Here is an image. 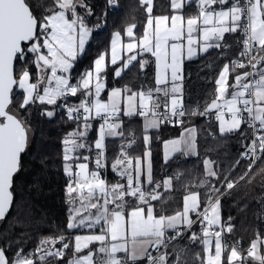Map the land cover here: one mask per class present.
I'll return each mask as SVG.
<instances>
[{"label": "snow or ice", "instance_id": "6c2138e0", "mask_svg": "<svg viewBox=\"0 0 264 264\" xmlns=\"http://www.w3.org/2000/svg\"><path fill=\"white\" fill-rule=\"evenodd\" d=\"M193 2L169 0L170 10L180 13ZM195 2L198 14L185 18L182 14L153 16V0H140L146 13L143 35L138 39L135 36L136 24L126 28L125 35L130 42L123 45V49L133 54L125 58L117 48L121 33L115 32L110 42V64L117 65L121 61V66L113 73L119 78L137 62L140 53L149 52L155 58L156 86H142L139 91L127 86L113 88L105 100L101 94L106 89V76L102 74L108 66L107 53L99 54L93 66L80 73L73 82L72 70L85 52L92 31L85 21L94 13L86 0H54L53 7L40 16L34 14L29 0H0V221L13 206L14 179L22 169L21 154L29 146L27 122L18 111L12 110L15 86L22 94L20 110L27 112L32 105L46 104L53 108L45 109L41 115L54 118L56 110L63 108L67 119L77 123V128L68 132L62 141L63 171L68 179L66 203L70 206L67 228H99L100 231L99 234L75 235L73 258L67 264H97V259L98 264H136L145 259L148 264H169L170 259L173 264H180L179 253L175 250L169 253L167 249L184 235L181 225L190 230L197 222L201 224L202 236L192 232L189 239L192 242L199 240L203 245L207 256L202 264H224L222 256L225 253H228L226 264H242L245 259L264 264V255L257 251L258 245L264 249L259 238L251 242L247 257L238 252L239 242L230 248L223 242L222 233H231L233 228L231 217L227 222L220 219L223 193L219 188L209 187L202 212L199 211L200 193L189 192L183 197V210L166 215V203L159 190H171L172 177L163 181L154 179L152 137L147 134L148 130L158 129L162 123L183 128L189 116H207L214 111L221 135L240 130L242 124L252 128L251 143L245 145L246 150L241 154L242 159L253 158L249 171L264 154V67H258L264 64V55L258 59L251 55L253 50L264 51V0ZM106 3L109 8L118 7L117 0H106ZM78 9H83V13ZM102 15L106 18L107 13ZM237 32L243 34V50L239 55L248 57V64L232 61L231 70L229 64H225L215 81L217 95L211 103L203 111L198 108L186 111L182 89L184 60L198 55L197 45H200L199 53L228 47L220 41L226 33ZM138 63L143 70L149 61L140 59ZM245 67H251L252 71L236 74L234 82L229 84L230 74ZM78 94L82 97L79 102L69 104V98ZM225 109L230 119H225ZM121 115L144 118L142 141L145 151L143 157L137 156L134 160L129 157L127 149L136 143L132 133L129 142L120 145V152L110 165L119 180L109 183L101 175L108 167L106 138L124 136ZM97 119L100 121L98 135L90 142L92 122ZM196 132L194 126L184 128L179 139L164 142V163L176 154L185 159L198 155ZM81 149L94 155H80ZM80 160L84 162H78ZM74 161H77L75 171ZM89 161L94 163V168L90 169ZM214 163L203 160L205 179L199 186H208V178L216 177L217 182L226 184L227 190L233 189L234 183L226 176L220 180ZM239 163L237 160L233 167ZM153 202L160 206L156 207ZM189 213H194L197 219H191ZM213 227L219 230L213 233L210 231ZM169 230L174 235H167ZM66 240L64 235L42 238L35 253L25 255L24 249L20 248L11 259L7 256L9 249H0V264H37V261L46 264L49 257L63 261L71 246ZM96 242L99 247L92 250L90 245ZM57 244L61 247L56 248ZM150 249L158 255L153 256ZM85 250H88L87 254L80 255ZM120 253L123 257L118 256ZM33 255L37 260L31 258Z\"/></svg>", "mask_w": 264, "mask_h": 264}, {"label": "trees", "instance_id": "16d2710c", "mask_svg": "<svg viewBox=\"0 0 264 264\" xmlns=\"http://www.w3.org/2000/svg\"><path fill=\"white\" fill-rule=\"evenodd\" d=\"M34 14L40 16L46 14V10L54 5V0H29ZM86 3L92 8L94 15L86 19V23L95 26L92 37L85 48V52L76 61L72 70L73 82L84 70L93 66V62L99 54L107 51L112 33L114 31H124L131 24L137 25V34H141L146 23V13L140 0H119V9H109L106 0H86ZM107 15L106 18L103 13ZM169 0L166 4L156 1L153 7V13H169ZM186 15H192L194 10H190L189 5L183 9ZM99 24V27L97 25ZM241 36V37H240ZM243 34L227 33L220 41L222 45L230 44L228 48H212L207 53H202L197 57L185 61V79L183 83L184 104L188 109L193 107L203 111L217 95L215 83L218 74L226 63L232 65V61H239L237 54H240L242 47H238L237 40L241 39ZM232 48V49H231ZM230 53H229V51ZM228 52V53H227ZM240 56V55H239ZM244 58V57H242ZM241 58V59H242ZM20 66L18 65V68ZM115 65H108L106 69L107 89L114 85H122L125 81L124 76L134 74L138 71L139 79L142 70L139 63L136 62L128 71L119 78H114L113 71ZM236 75L246 72V68L237 69ZM35 73V69H32ZM147 84L151 87L155 85L154 68L147 69ZM137 81H133L132 88L137 87ZM79 95V94H78ZM73 97L72 100H76ZM22 99L20 90L14 89L13 111H18L21 118L27 122L30 129L29 146L23 153L22 169L14 179V203L6 218L1 222L0 228V249H9L7 256L11 259L18 249L23 248L25 255L32 252L39 246L42 238L67 237L66 242L71 246L66 250L63 261H58L54 257H49L46 264L66 263L71 258L73 237L79 230H69L67 224L69 221V205L66 203L65 186L68 179L63 171V144L65 135L77 128V123L68 121L60 110H56L54 118H47L41 115L45 109L51 110L53 106L32 105L27 112L19 109V102ZM60 103V101H59ZM195 104V105H194ZM186 118V123L189 121ZM193 124L197 125L200 130L207 127L215 130L214 123L210 122L204 116H192L190 118ZM93 129L89 133V141L92 142L97 137L98 122H92ZM134 130L137 137V144L131 148V154L134 157H143L145 146L142 141V133L139 124L134 120L126 119L123 123L124 134L129 130ZM216 131V130H215ZM179 126L163 125L162 129L152 134V166L155 180H162L168 175L181 172V176L173 183L171 190L164 192V201L166 203L164 214L169 215L180 211L183 208V197L186 195L185 188L194 182L199 183L205 178L203 160L211 159L215 163V169L223 181L226 176L228 180L234 183V188L226 191L220 196V219L227 222L231 217V226L233 231L230 236L241 242L243 251H248L251 242L257 238H264V154L261 159L257 160L249 171V164L252 163L251 157L242 159L241 151L246 150L245 145L251 143V129L247 124H242L240 130L231 134H217L214 138L207 133L202 132L198 135L200 149L198 155L189 157L180 162L175 156L167 164L163 160V143L165 139L178 135ZM246 137V138H245ZM120 138L107 139V156L108 164L116 157L119 149ZM80 155H94L87 150H79ZM240 163L236 164V161ZM91 168L94 163L89 161ZM106 173L108 180H114V174L111 169L103 171ZM248 175H245V173ZM241 177H244L241 179ZM213 182L221 185L220 192H224L226 184L217 182L216 177ZM191 184V185H192ZM209 189L207 186L201 187L200 200L202 210L206 203L205 193ZM155 206L159 207V204ZM195 218L196 215L193 213ZM197 222L195 228H199ZM83 231V230H80ZM201 235V234H199ZM10 246V248H9ZM170 252L176 249L180 250V264H202L203 260L199 255H203V245L198 240L194 243H188L185 239L173 243ZM179 247V248H178ZM33 257H35L33 255ZM224 264H226L227 254L223 255ZM37 260V256L35 258ZM172 259H170V262ZM37 264L41 262L37 261ZM248 264H258L250 260Z\"/></svg>", "mask_w": 264, "mask_h": 264}, {"label": "crops", "instance_id": "0c3cea01", "mask_svg": "<svg viewBox=\"0 0 264 264\" xmlns=\"http://www.w3.org/2000/svg\"><path fill=\"white\" fill-rule=\"evenodd\" d=\"M156 1H158V0H153V7H154V4L156 3ZM160 1V3H162V4H166V1L167 0H159ZM232 2V0H229V3H231ZM169 7H170V3H169ZM225 7H227V5L225 6ZM185 8V7H184ZM189 8H190V10H194L195 11V13L194 14H192V15H186V13H185V11H182V12H180V13H174V12H172V11H170L169 13H160V14H157V13H153V16H158V15H168L169 17L171 16V15H173V14H182V15H184L185 16V18H187V17H189V16H195V15H197L198 14V7H197V3L195 2V0H194V2L192 3V4H190L189 5ZM132 25V24H131ZM130 26V25H129ZM145 26H146V23H145ZM128 27V26H127ZM126 27V28H127ZM126 28H125V30H126ZM125 30L124 31H119L120 33H121V40H120V42L118 43V45H117V48H118V50H119V52H120V55L122 56V57H127L128 55H132L133 53H127L126 51H124V49H123V45H126L128 42H130L129 40H128V38L126 37V35H125ZM144 31V30H143ZM143 31L141 32V34H137V30L135 29L134 30V32H135V36L137 37V39L138 38H140V37H142V35H143ZM115 32H117V30L116 31H114L113 33H112V36H111V39H112V37H113V35H114V33ZM92 34V33H91ZM91 34H90V36H91ZM227 34V33H226ZM225 34V35H226ZM224 35V36H225ZM224 38V37H223ZM198 39H199V37H198ZM110 42H111V40H110ZM185 44H186V41H185ZM199 48H200V45H197V52H198V55H200V54H202V53H199ZM102 53H107V55H106V64L107 65H111L110 64V58H111V43L109 44V47H108V49H107V51H103ZM197 55V56H198ZM196 56V57H197ZM97 58V57H96ZM95 58V59H96ZM195 58V57H194ZM140 59H146V60H148L149 61V64H148V66L145 68V69H143L142 70V74H141V78L139 79V76H138V71L137 70H134V74H133V76L131 77V78H129L130 76H124V82L122 83V85H119V84H117V85H114V86H112V87H110L109 89H107V77H106V79L104 80V82L106 83V89H105V91L101 94L102 95V98L103 99H107V93H108V91L109 90H111V89H113V88H121V89H123L125 86H127L128 88H131L133 91H139V90H141V87L142 86H145V88L146 87H151V86H149L148 84H147V81H146V78L148 77V72H147V69L149 68V67H153L154 68V76H155V72H156V69H155V58L154 57H152V55H151V53H149V52H143V53H140L139 55H138V57H137V62L140 60ZM187 60V59H186ZM186 60H184V63H183V76H184V79H185V61ZM136 62H134V64H135ZM133 64V65H134ZM121 66V61H118V63H117V65H115V69H114V71L116 70V68L117 67H120ZM130 67H132V66H130ZM107 69V68H106ZM114 71H113V73H114ZM128 70H126V71H124L123 73H122V75L123 74H125L126 72H127ZM102 75H107L106 73L105 74H102ZM113 77H114V75H112ZM114 78H117V77H114ZM184 79H183V82H182V89H183V83H184ZM137 81V83H136V85H137V87H139L140 86V89H138V90H134L133 88H132V85H133V81ZM154 80H155V78H154ZM129 83H131V84H129ZM155 83V82H154ZM156 85H154L153 86V88L155 87ZM184 93V92H183ZM82 97L80 96V95H78L77 96V98H76V100H74L73 99V102L74 103H78L79 102V100L81 99ZM58 103H59V101H58ZM137 104H138V100H137ZM183 105H184V94H183ZM123 107H124V105H123V103L121 104V108L123 109ZM57 110H59V109H57ZM126 119H129V120H134V121H136L138 124H139V126H140V129H141V133H142V136L145 134L144 133V130H143V125H144V119H142V118H140L139 116H131V117H124L123 115H121V122H122V131H123V123H124V120H126ZM225 119H230V118H227V117H225ZM191 125H187L186 127H180V132H179V134L178 135H175V136H173V137H170V138H168V139H165L164 140V142H166V141H170V140H173V139H179L180 138V136H181V133L184 131V128H188V127H195L196 129H197V125L196 124H193V123H190ZM162 126H163V124H161L160 125V127L158 128V129H149L148 130V132H147V134L149 135V136H151V131H153V132H155V130L156 131H158V130H160V129H162ZM214 126H215V130H216V132L218 133V134H220L219 133V131H218V127H219V121H217L216 120V122H215V124H214ZM132 130V129H131ZM131 130H129V132L131 131ZM198 130V129H197ZM119 131V130H118ZM134 131V130H133ZM151 133V134H150ZM97 135H98V133H97ZM198 135H199V133H198V131L196 132V137H197V153H198V151H199V149H200V145H199V140H198ZM152 137V136H151ZM115 138H120V137H115ZM138 138V137H137ZM108 138H106V140H107ZM152 143V142H151ZM150 146H151V144H150ZM163 149H164V143H163ZM150 150H151V148H150ZM165 150V149H164ZM151 153H152V151H151ZM175 156H179L178 154H176V155H174V157ZM208 159V158H207ZM151 160H152V156H151ZM209 160H211V159H209ZM211 161H213V160H211ZM213 168H214V170H216L215 169V165L213 164ZM168 177H171L170 175H168V176H166L164 179H166V178H168ZM212 178H214V177H212ZM172 179H173V177H172ZM154 204H155V202H153ZM183 210V208L180 210V211H182ZM93 211H95V210H93ZM175 213H173V214H169V215H174ZM192 214L193 213H189V216H190V218L191 219H194V217L192 216ZM181 227H184L183 225H181L180 226V228ZM194 228H195V225L193 226ZM195 229H198V228H195ZM73 230H79L75 235H89V234H99V228H96V229H84V228H81V229H73ZM80 230H83V231H80ZM190 232L188 231L187 232V234L184 236L185 237V240L188 242V240H187V236H188V234H189ZM174 233L171 231V230H169V232L167 233V235H173ZM74 235V236H75ZM201 236H202V234H201ZM184 237L182 238V239H184ZM260 241L262 242V243H264V238H261L260 239ZM224 242V241H223ZM74 237H73V245H72V248L74 247ZM188 243H190V242H188ZM194 243V242H193ZM225 243V242H224ZM97 247H99V242H96V243H94V244H92V245H90V248L92 249V250H95ZM229 248H230V246H229ZM178 250V249H177ZM87 251L88 250H85L84 252H82V253H80V255H85V254H87ZM150 251L152 252V251H155V250H153V249H150ZM212 251H213V253H214V238H213V244H212ZM257 251L259 252V254H261V255H264V249H261V247L258 245V249H257ZM168 252L170 253V248L168 249ZM239 252V251H238ZM179 254H180V251L178 252ZM72 254H73V251H72ZM226 254H228V253H226ZM123 253H120V254H118V256H120V257H123ZM206 256H207V254L204 252L203 253V255L201 256V255H199L198 257H199V259L200 260H206ZM73 258V255L71 256V258H69V259H72ZM68 259V260H69ZM67 260V261H68ZM222 260H223V262H224V259H223V256H222ZM252 260V259H251ZM67 261H66V263H60V264H67ZM147 263V260L145 259V260H139V261H137L136 262V264H146ZM97 264H98V259H97ZM170 264H173V260L170 262ZM238 264H239V262H238Z\"/></svg>", "mask_w": 264, "mask_h": 264}, {"label": "rangeland", "instance_id": "374dc122", "mask_svg": "<svg viewBox=\"0 0 264 264\" xmlns=\"http://www.w3.org/2000/svg\"><path fill=\"white\" fill-rule=\"evenodd\" d=\"M118 3H119V0H118ZM119 7H120V5H119ZM119 7L117 8V9H119ZM109 8V7H108ZM110 9V8H109ZM117 9H115V10H117ZM78 11L79 12H81V13H83V9H78ZM85 23H86V21H85ZM87 24V26H88V28L89 29H92V31H91V33L93 32V30L95 29V27H96V25L95 26H91V25H89L88 23H86ZM91 37H92V35L91 36H89L88 37V39H87V42H86V46L88 45V42L90 41V39H91ZM243 38V37H242ZM242 38L241 39H238L237 40V42H238V44H237V46L238 47H242V49H241V51L243 50V45H242V43H241V41H242ZM228 47L230 46V44L228 43V44H226ZM86 46H85V48H86ZM228 47H226V48H228ZM225 48V49H226ZM237 56H238V62H244V59L245 58H242L241 56H239V54H237ZM242 58V59H241ZM226 64H229V62L228 63H226ZM229 67H230V70H231V68H232V65L231 64H229ZM223 69V68H222ZM221 69V70H222ZM237 72L236 73H238L239 72V70H236ZM234 76L235 75H231L230 74V76H229V84H231V83H233L234 82ZM219 77V74H218V76H217V78ZM216 78V79H217ZM222 102V101H221ZM184 108H185V110L186 111H188V112H190V111H192L193 109H196V107H193L191 110L190 109H188L186 106H185V104H184ZM192 117V116H191ZM190 117V118H191ZM225 117H227V118H230L229 116H228V114H227V110L225 109ZM188 118V117H187ZM190 118H189V121L186 123V119H185V121H184V127H186L187 125H191L190 124V122H191V120H190ZM212 121V123H214L215 124V122L216 121H214V120H211ZM98 125H99V122H98ZM197 127V126H196ZM198 129V128H197ZM212 129L213 128H211V126L210 127H208V128H205V129H202L201 131L202 132H207L210 136H212V134L211 133H215L216 134V131L215 130H213L212 131ZM198 131V133L200 134L201 132H200V130L198 129L197 130ZM130 132H134L135 133V131H133V130H131ZM130 132H128V133H126V134H124V136L120 139V141H119V149H118V153H117V155L119 154V152H120V143L121 142H123V141H126V140H128V135H129V133ZM135 135H136V133H135ZM251 136H252V132H251ZM97 138V137H96ZM251 139H252V137H251ZM106 145H107V140H106ZM135 146V145H134ZM133 146V147H134ZM132 147V148H133ZM130 151H131V148H130ZM117 155H116V157H117ZM115 157V158H116ZM115 158L110 162V164H108V162H107V165H108V167L106 168V171L108 170V168L110 169V165H111V163H113L114 161H115ZM132 158H133V160L135 159V157L134 156H132ZM80 161H83V160H80ZM75 162V161H74ZM73 162V163H74ZM89 167H90V169H92L91 168V166H90V164H89ZM94 168V167H93ZM112 172V171H111ZM113 173V172H112ZM101 175H102V177L103 178H107V181L109 182V183H115L116 182V180L118 181L119 180V178L118 177H116V176H114V180L113 181H109L108 180V177H107V175H106V173L104 172L103 173V171L101 172ZM171 176V175H170ZM179 176H181V172H178V173H176V174H173L171 177H173V179H172V186H173V183H174V181L176 180V179H178L179 178ZM205 179V178H204ZM204 179H202V180H204ZM164 179H162V180H159V181H163ZM201 180V181H202ZM156 181H158V180H156ZM200 181V182H201ZM119 182H123V181H119ZM200 182L199 183H196V182H194L192 185L191 184H189L186 188H185V192H186V194H188L189 192H199L200 191V189H201V187L199 186L200 185ZM211 185H215V187L216 188H219L220 190H221V185H217V183H215V182H213V178L211 177V178H208V186H207V188L209 189V187L211 186ZM199 190V191H198ZM209 191V190H208ZM207 191V192H208ZM226 191H228L227 189L224 191V192H221V193H225ZM164 189H163V195H164ZM205 198H206V196H205ZM213 200H215V197L213 198ZM204 208V207H203ZM203 210V209H202ZM202 210H200V211H202ZM209 215H211V211L209 210ZM196 219V217L194 218V220ZM184 239H185V237H184ZM186 241V240H185ZM236 241V240H235ZM66 242V241H65ZM176 242V241H175ZM175 242H173V243H175ZM39 246H40V242H39ZM38 246V247H39ZM171 246V245H170ZM230 246V245H229ZM61 247V245L60 244H57L56 245V248H60ZM170 248V247H169ZM168 248V249H169ZM179 248V247H178ZM176 252H179L180 250L178 249H176L175 250ZM241 252H243V253H246V251H243L242 250V247H241ZM171 253V252H170ZM35 257H31L32 259H34L35 260V258H36V255H34ZM254 261V260H253ZM257 262V261H256ZM169 264H170V260H169Z\"/></svg>", "mask_w": 264, "mask_h": 264}, {"label": "built area", "instance_id": "2783aa9c", "mask_svg": "<svg viewBox=\"0 0 264 264\" xmlns=\"http://www.w3.org/2000/svg\"><path fill=\"white\" fill-rule=\"evenodd\" d=\"M242 2H243V0H242ZM117 4H118V7H119V3H118V0H117ZM118 7H116V8H110V9H113V10H115V9H117ZM107 10H105V12H106ZM251 55L252 56H254V57H257V59L260 57V56H262V55H264V51H261V52H257L256 50H253L252 51V53H251ZM245 59H244V62H242V63H245L246 65L248 64V57H244ZM258 67H264V64H261V65H259ZM246 68V71H252V69H251V67H245ZM72 98L73 97H70L69 98V100H68V103L69 104H74V102H73V100H72ZM62 101H60V103H61ZM62 113H63V115H64V117L67 119V117H66V115H65V110L63 109V108H58ZM247 114L245 113V116H246ZM138 116V115H137ZM140 117V116H139ZM204 117H206L210 122H212L211 120H214V121H216V119H215V112L213 111L212 113H210L209 115H207V116H204ZM140 118H142V119H144L143 117H140ZM68 120V119H67ZM69 121V120H68ZM93 122H99L100 123V121L97 119V120H94ZM163 125H169V126H173L172 124H169V123H162ZM257 127H258V124H257ZM208 128V127H207ZM250 128V127H249ZM251 129V132H252V138H253V130H252V128H250ZM132 133H134V132H130L129 133V135H128V140H126V141H123V142H121L120 143V145L121 144H126V143H128L129 142V140H130V136H131V134ZM201 133H202V131H201ZM135 134V133H134ZM212 134V137H215L216 136V134L215 133H211ZM135 138H136V143H135V145L137 144V142H138V138H137V135H135ZM127 151H128V155H129V157H131L132 158V154H131V152H130V148L129 149H127ZM245 150H242L241 151V154L244 152ZM240 157H241V155H240ZM251 159L253 160V158L251 157ZM177 160L178 161H180V162H182V161H184L185 160V158L184 157H182V156H178L177 157ZM77 161H75L74 163H73V170L75 171V163H76ZM78 162H84V161H78ZM116 177H118L116 174H114ZM107 179V178H106ZM116 182H118L117 180H116ZM160 193L163 195V188H161L160 190ZM203 211V210H202ZM201 211V212H202ZM197 219V218H196ZM200 224V223H199ZM195 225V224H194ZM193 225V226H194ZM192 226V228L190 229V230H187L186 229V227L184 226V227H181L180 228V230L182 231V232H184V235L180 238V239H182L186 234H187V232L189 231L190 233L188 234V236H187V240H188V242H190V243H193L190 239H189V237L191 236V234H192V232H195V233H197L198 235L199 234H202L201 233V224H200V227L198 228V229H195L194 227ZM226 226V225H225ZM219 230V228L218 227H213V228H211L210 229V231L211 232H215V231H218ZM174 235V234H173ZM222 237H223V241L226 243V244H228V245H230V247L231 246H233V245H237V242H239V244H238V251L240 252V254L242 255V256H245V257H247V254H248V251H246V253H243V252H241V242L240 241H235L231 236H230V234L229 233H227V232H224V233H222ZM180 239H178L177 241H179ZM176 241V242H177ZM164 251V249L162 248L161 249V252H163ZM167 251H168V249H167ZM152 253V255L153 256H156V255H158V253L156 252V251H152L151 252ZM251 259H245L243 262H242V264H248V261H250ZM146 264H148V262L146 263Z\"/></svg>", "mask_w": 264, "mask_h": 264}, {"label": "bare ground", "instance_id": "6f19581e", "mask_svg": "<svg viewBox=\"0 0 264 264\" xmlns=\"http://www.w3.org/2000/svg\"><path fill=\"white\" fill-rule=\"evenodd\" d=\"M241 33V32H240ZM241 37V36H240ZM232 49V48H231ZM229 51V50H228ZM230 51H232V50H230ZM230 51H229V53H230ZM228 53V52H227ZM195 105V104H194ZM202 130V129H201ZM154 131V130H153ZM153 131H151V133L153 134ZM156 131V130H155ZM212 131H213V129H212ZM150 133V134H151ZM152 134H151V136H152ZM216 136H217V134H216ZM211 137V136H210ZM214 138V137H213ZM159 181V180H158Z\"/></svg>", "mask_w": 264, "mask_h": 264}, {"label": "water", "instance_id": "95a60500", "mask_svg": "<svg viewBox=\"0 0 264 264\" xmlns=\"http://www.w3.org/2000/svg\"><path fill=\"white\" fill-rule=\"evenodd\" d=\"M14 89H15V86H14ZM22 155H23V153L21 154V157H22ZM7 215H8V214H7ZM7 215H6V216H7ZM1 222H2V221H0V228H1Z\"/></svg>", "mask_w": 264, "mask_h": 264}]
</instances>
